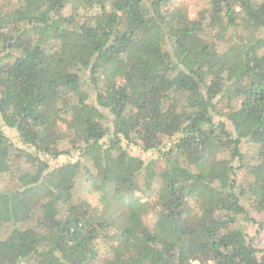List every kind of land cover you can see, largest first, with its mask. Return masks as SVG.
<instances>
[{
    "label": "trees",
    "instance_id": "obj_1",
    "mask_svg": "<svg viewBox=\"0 0 264 264\" xmlns=\"http://www.w3.org/2000/svg\"><path fill=\"white\" fill-rule=\"evenodd\" d=\"M174 1L0 0V264H264V0Z\"/></svg>",
    "mask_w": 264,
    "mask_h": 264
},
{
    "label": "rangeland",
    "instance_id": "obj_2",
    "mask_svg": "<svg viewBox=\"0 0 264 264\" xmlns=\"http://www.w3.org/2000/svg\"><path fill=\"white\" fill-rule=\"evenodd\" d=\"M148 1V0H147ZM200 0H175L173 4L167 8L169 11V14L172 18H174L176 24L179 21L186 20L187 18H193L195 16V9L198 7ZM255 36L257 39H259L258 45H261L264 42V30L258 31L255 33ZM226 112V111H224ZM224 117L217 118V121H221L226 126L227 130L234 136V137H245V133L248 131L249 126L247 125V122L241 118H239L234 112L228 111ZM0 125L3 129L5 135L8 137V139L14 143L15 145L21 147L20 142L18 140V137L14 130H11L4 126V124L1 121L0 118ZM169 145V143H168ZM127 147V150L131 152L132 155L140 157L145 162H148L151 159H156L158 157V154L154 151H151L146 154H141L140 150L135 146H129L125 145ZM245 150V146L241 147V151ZM76 158H68L66 157H60L58 160H47L48 166L51 168L60 165L62 163L68 162V161H74ZM202 173H206L205 170H201ZM4 182V177L0 176V185H2ZM242 204L244 205L245 209L249 213V217L255 222V224L251 223H243V234L247 238H252L254 241L255 247L262 250L264 252V214H258L255 210H253L248 202L242 201ZM257 223L262 224V228H259ZM45 245L49 246L51 245L50 242H47Z\"/></svg>",
    "mask_w": 264,
    "mask_h": 264
},
{
    "label": "built area",
    "instance_id": "obj_3",
    "mask_svg": "<svg viewBox=\"0 0 264 264\" xmlns=\"http://www.w3.org/2000/svg\"><path fill=\"white\" fill-rule=\"evenodd\" d=\"M189 264H215V263L210 262V261L203 263V262H199V261L194 260V261H190Z\"/></svg>",
    "mask_w": 264,
    "mask_h": 264
}]
</instances>
